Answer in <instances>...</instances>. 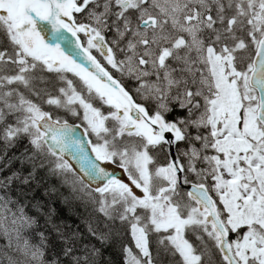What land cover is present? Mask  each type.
Masks as SVG:
<instances>
[{
  "label": "snow or ice",
  "instance_id": "6c2138e0",
  "mask_svg": "<svg viewBox=\"0 0 264 264\" xmlns=\"http://www.w3.org/2000/svg\"><path fill=\"white\" fill-rule=\"evenodd\" d=\"M0 264H264V0H0Z\"/></svg>",
  "mask_w": 264,
  "mask_h": 264
}]
</instances>
